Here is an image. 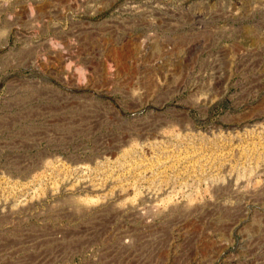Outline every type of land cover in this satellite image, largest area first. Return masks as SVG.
Segmentation results:
<instances>
[{"label":"rangeland","instance_id":"obj_1","mask_svg":"<svg viewBox=\"0 0 264 264\" xmlns=\"http://www.w3.org/2000/svg\"><path fill=\"white\" fill-rule=\"evenodd\" d=\"M0 264H264V0H0Z\"/></svg>","mask_w":264,"mask_h":264}]
</instances>
